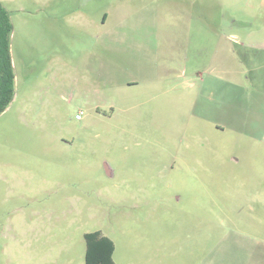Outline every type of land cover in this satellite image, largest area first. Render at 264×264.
<instances>
[{"label": "rangeland", "instance_id": "374dc122", "mask_svg": "<svg viewBox=\"0 0 264 264\" xmlns=\"http://www.w3.org/2000/svg\"><path fill=\"white\" fill-rule=\"evenodd\" d=\"M259 1L1 0L14 93L0 264H85L95 230L115 264H264V142L240 46ZM136 24L159 27L161 56L144 53L140 72L127 68Z\"/></svg>", "mask_w": 264, "mask_h": 264}, {"label": "crops", "instance_id": "0c3cea01", "mask_svg": "<svg viewBox=\"0 0 264 264\" xmlns=\"http://www.w3.org/2000/svg\"><path fill=\"white\" fill-rule=\"evenodd\" d=\"M253 15L257 17V20L250 26L251 39L247 44L241 42L240 46L249 53L246 57L247 67L243 68L242 73L247 74L250 72L252 96L254 97L252 109L257 112V115H254L252 119V138L258 144L264 142V0L259 1ZM223 28L224 31H237V27ZM156 30H159L157 25L136 24L127 26V68L129 70L141 71V64L145 59L144 53L148 55L152 52V59L155 62L161 56L157 37L155 34L147 35V32L155 33ZM240 61V64L244 63L243 59ZM189 73L190 71L184 68L181 76L184 77ZM164 77L170 78V73L167 72V75L160 79ZM245 77H248V75H245ZM145 81L144 76H137L127 79L126 84L127 87L132 88L145 84ZM262 190L264 191V188ZM255 203L264 208V199H258Z\"/></svg>", "mask_w": 264, "mask_h": 264}, {"label": "trees", "instance_id": "16d2710c", "mask_svg": "<svg viewBox=\"0 0 264 264\" xmlns=\"http://www.w3.org/2000/svg\"><path fill=\"white\" fill-rule=\"evenodd\" d=\"M11 22L8 10L0 0V112L10 103L14 93V73L10 62L9 35ZM85 264H115L114 242L100 230L86 232Z\"/></svg>", "mask_w": 264, "mask_h": 264}, {"label": "built area", "instance_id": "2783aa9c", "mask_svg": "<svg viewBox=\"0 0 264 264\" xmlns=\"http://www.w3.org/2000/svg\"><path fill=\"white\" fill-rule=\"evenodd\" d=\"M76 118H79V115H76Z\"/></svg>", "mask_w": 264, "mask_h": 264}]
</instances>
